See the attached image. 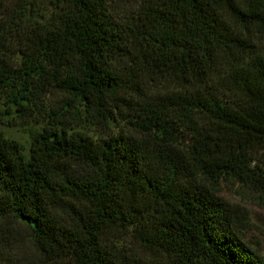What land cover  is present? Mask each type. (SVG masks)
<instances>
[{
    "label": "trees",
    "instance_id": "trees-1",
    "mask_svg": "<svg viewBox=\"0 0 264 264\" xmlns=\"http://www.w3.org/2000/svg\"><path fill=\"white\" fill-rule=\"evenodd\" d=\"M109 2L0 0L9 106L55 91L51 118L116 114L132 132L91 140L58 121L27 153L0 132V219L45 264H264L216 194L226 178L264 193V0ZM146 77L178 90L149 93Z\"/></svg>",
    "mask_w": 264,
    "mask_h": 264
},
{
    "label": "rangeland",
    "instance_id": "rangeland-1",
    "mask_svg": "<svg viewBox=\"0 0 264 264\" xmlns=\"http://www.w3.org/2000/svg\"><path fill=\"white\" fill-rule=\"evenodd\" d=\"M117 13L129 0H109ZM18 60V55L13 56ZM179 81L174 78H145V90L152 94H164L178 90ZM63 95L51 91L45 99L31 111L22 112L10 107L0 94V132L17 141L27 153L30 132L39 131L48 124L56 129L62 127L67 135L80 134L91 140L114 137L120 131H127L126 125L114 114V120L102 124L90 118L84 119L83 113L72 114V108L66 109L58 116L51 118L54 112L60 113L63 106ZM128 134H131L129 130ZM217 196L224 202L231 218V226L248 250L264 262V193L255 190L249 183L237 182L226 178L221 181ZM119 245L124 249L136 250L133 242L126 238ZM0 264H45L34 249L29 230L12 219H0Z\"/></svg>",
    "mask_w": 264,
    "mask_h": 264
}]
</instances>
